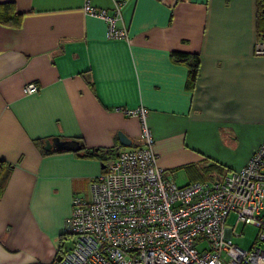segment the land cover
Returning a JSON list of instances; mask_svg holds the SVG:
<instances>
[{
	"label": "crops",
	"instance_id": "obj_1",
	"mask_svg": "<svg viewBox=\"0 0 264 264\" xmlns=\"http://www.w3.org/2000/svg\"><path fill=\"white\" fill-rule=\"evenodd\" d=\"M86 1L108 11L122 1L127 37H106ZM258 41L256 0H0V264H49L66 245L73 195L89 197L104 168L71 150L43 153L37 139L138 147L141 120L124 109L142 105L177 185L240 168L264 138ZM26 82L38 90L25 93Z\"/></svg>",
	"mask_w": 264,
	"mask_h": 264
},
{
	"label": "built area",
	"instance_id": "obj_2",
	"mask_svg": "<svg viewBox=\"0 0 264 264\" xmlns=\"http://www.w3.org/2000/svg\"><path fill=\"white\" fill-rule=\"evenodd\" d=\"M122 1L111 10L88 1L84 9L106 20V37H127L119 27ZM255 50L264 53V41ZM25 93L38 90L26 82ZM147 109H124L141 120L142 145L119 150L90 183L89 197L75 194L61 233L69 242L49 264H264V138L238 169L212 180L177 185L157 163ZM230 212L233 226L225 224ZM258 228L259 244L234 242L238 223Z\"/></svg>",
	"mask_w": 264,
	"mask_h": 264
},
{
	"label": "trees",
	"instance_id": "obj_3",
	"mask_svg": "<svg viewBox=\"0 0 264 264\" xmlns=\"http://www.w3.org/2000/svg\"><path fill=\"white\" fill-rule=\"evenodd\" d=\"M256 19H257V23H259L261 19H264V0H256ZM177 54L186 57L185 53H177ZM196 69H197V56L194 55L193 59L190 61V67H189L190 80L194 78L196 74ZM44 141L45 139H37L35 140V143L38 145L41 152L47 153V150H51V149L43 148ZM78 141L81 143V148L75 151V153L84 157L99 158L104 165L107 164L109 161L113 160L118 152L117 148H101V147L86 148L82 141L80 140Z\"/></svg>",
	"mask_w": 264,
	"mask_h": 264
},
{
	"label": "rangeland",
	"instance_id": "obj_4",
	"mask_svg": "<svg viewBox=\"0 0 264 264\" xmlns=\"http://www.w3.org/2000/svg\"><path fill=\"white\" fill-rule=\"evenodd\" d=\"M176 182L179 183V180L177 179ZM235 218L236 214L234 212H230L226 218L225 224L227 226H233ZM234 231L239 233V235L233 236V240L242 248H250L259 244V242L256 241L258 228L255 225L240 222L235 226ZM68 244L69 242L66 243V245Z\"/></svg>",
	"mask_w": 264,
	"mask_h": 264
},
{
	"label": "water",
	"instance_id": "obj_5",
	"mask_svg": "<svg viewBox=\"0 0 264 264\" xmlns=\"http://www.w3.org/2000/svg\"><path fill=\"white\" fill-rule=\"evenodd\" d=\"M119 143L122 145H130L131 139L122 131L117 132ZM45 149L55 150H71L77 151L81 148V143L77 139H61L58 136L45 139ZM102 167L104 164L102 163Z\"/></svg>",
	"mask_w": 264,
	"mask_h": 264
}]
</instances>
